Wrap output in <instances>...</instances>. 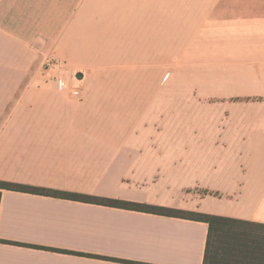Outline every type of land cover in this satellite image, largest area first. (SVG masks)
I'll return each mask as SVG.
<instances>
[{
  "label": "crops",
  "instance_id": "obj_1",
  "mask_svg": "<svg viewBox=\"0 0 264 264\" xmlns=\"http://www.w3.org/2000/svg\"><path fill=\"white\" fill-rule=\"evenodd\" d=\"M202 10L201 41L225 61L213 68L244 75L258 110L214 116L207 131L131 132L82 126L87 116L64 97L50 113L42 85L12 81L35 73L75 21L61 0H0V181L264 224V0ZM20 90V113L3 114ZM208 232L204 222L0 189V264H203Z\"/></svg>",
  "mask_w": 264,
  "mask_h": 264
},
{
  "label": "rangeland",
  "instance_id": "obj_2",
  "mask_svg": "<svg viewBox=\"0 0 264 264\" xmlns=\"http://www.w3.org/2000/svg\"><path fill=\"white\" fill-rule=\"evenodd\" d=\"M209 1L61 0L75 21L66 41L50 43L35 73L12 81L42 85L50 113L59 98L73 102L89 120L81 125L97 130L207 131L214 116L253 114L262 99L243 89L244 75L213 68L225 61H214L213 43L201 41L209 29L201 8ZM23 94L16 91L2 113H20Z\"/></svg>",
  "mask_w": 264,
  "mask_h": 264
},
{
  "label": "trees",
  "instance_id": "obj_3",
  "mask_svg": "<svg viewBox=\"0 0 264 264\" xmlns=\"http://www.w3.org/2000/svg\"><path fill=\"white\" fill-rule=\"evenodd\" d=\"M0 189L204 222L209 232L203 264H264L263 223L5 181H0Z\"/></svg>",
  "mask_w": 264,
  "mask_h": 264
},
{
  "label": "water",
  "instance_id": "obj_4",
  "mask_svg": "<svg viewBox=\"0 0 264 264\" xmlns=\"http://www.w3.org/2000/svg\"><path fill=\"white\" fill-rule=\"evenodd\" d=\"M78 78H79V79H82V78H83V75H82V74H80V75L78 76Z\"/></svg>",
  "mask_w": 264,
  "mask_h": 264
}]
</instances>
